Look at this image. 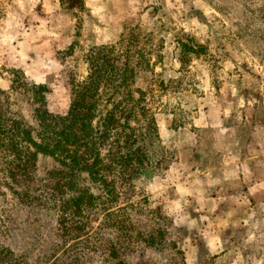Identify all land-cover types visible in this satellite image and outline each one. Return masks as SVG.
Instances as JSON below:
<instances>
[{"label":"rangeland","instance_id":"1","mask_svg":"<svg viewBox=\"0 0 264 264\" xmlns=\"http://www.w3.org/2000/svg\"><path fill=\"white\" fill-rule=\"evenodd\" d=\"M105 45L133 69L128 106L141 113L144 104L145 117L155 120L146 138L151 163L139 184L145 198H133L128 210L132 232L104 225L96 207L84 236L62 237L54 209L21 204L12 193L29 186L36 189L32 196L45 197L57 161L39 154L35 182L19 188L6 178L8 159L0 152V253L15 254L8 264H208L195 248L194 202L180 207L181 193L169 186L179 175L192 180L200 158L195 147L210 151L211 134L196 133L195 121L199 111L215 113V102L234 111L226 125L238 130V147L248 141V149L259 151L250 133L257 122L264 133V0H0V113L35 134V106L66 111L73 84L90 75L89 51ZM41 84L48 93L37 102ZM141 94L143 103L137 102ZM138 119L134 126L140 128L145 118ZM220 162L213 157L201 166ZM241 219L226 228L225 245L234 253L263 252L264 240L242 238H264V225ZM140 233L156 242L151 246ZM258 259L264 264V253Z\"/></svg>","mask_w":264,"mask_h":264},{"label":"trees","instance_id":"2","mask_svg":"<svg viewBox=\"0 0 264 264\" xmlns=\"http://www.w3.org/2000/svg\"><path fill=\"white\" fill-rule=\"evenodd\" d=\"M113 51L107 45L89 51L86 61L90 75L73 84L66 111L47 110L44 102L35 106V134L21 122L0 113V152L8 159L7 179L19 188L26 182L34 183L39 154L50 156L59 164L58 170L50 174L45 197L43 192L32 196L36 189L29 186L12 193L21 204L36 203L54 209L59 233L66 239L86 234L96 207L104 214V225L113 230L124 228L129 236L132 221L128 210L134 204L131 201L145 198L139 184L151 163L146 138L155 120L145 117L144 104L141 113L128 106L134 98L129 75L133 69L127 62H118L111 54ZM34 93L35 101L41 102L48 89L37 85ZM144 98L141 94L137 102L143 103ZM138 116L145 118L140 128L134 126L140 122ZM81 181H88L92 187L82 189ZM122 216L127 218L119 220ZM140 235L151 246L156 242L155 236H137ZM115 256L116 253L112 254V258ZM15 257L6 250L0 253V264L12 263Z\"/></svg>","mask_w":264,"mask_h":264},{"label":"crops","instance_id":"3","mask_svg":"<svg viewBox=\"0 0 264 264\" xmlns=\"http://www.w3.org/2000/svg\"><path fill=\"white\" fill-rule=\"evenodd\" d=\"M212 106L217 110L215 113L208 115L199 111L195 121L196 133L202 130L210 132L213 144L210 151L206 153L200 147H195V153L200 158L192 180L184 181V177L179 175L177 181L171 180L173 184L169 187H176L174 191L180 192L184 198L180 207L186 206L185 200H193L195 248L206 253L210 259L208 264H260L258 258L264 251L258 249L234 253V248L224 242L227 239L226 228L233 225V219L237 216L242 217L244 224L264 225V133L259 130L258 122L250 133L252 140L259 145L258 152L248 149V141L242 148L238 147V130L226 125L234 111L217 102ZM202 109L205 110V107ZM200 143L201 138L196 135V145ZM213 157L221 159L219 165L210 163L206 167L201 166ZM173 176L169 175V178ZM222 186L225 187L224 192ZM256 215H262V218L254 219ZM242 240L261 242L264 238L263 235L249 233Z\"/></svg>","mask_w":264,"mask_h":264}]
</instances>
